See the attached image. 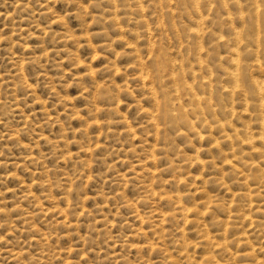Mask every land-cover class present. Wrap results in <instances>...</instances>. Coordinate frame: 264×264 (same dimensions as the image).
I'll return each mask as SVG.
<instances>
[{"label":"rangeland","instance_id":"374dc122","mask_svg":"<svg viewBox=\"0 0 264 264\" xmlns=\"http://www.w3.org/2000/svg\"><path fill=\"white\" fill-rule=\"evenodd\" d=\"M258 2L0 0V264H264Z\"/></svg>","mask_w":264,"mask_h":264},{"label":"bare ground","instance_id":"6f19581e","mask_svg":"<svg viewBox=\"0 0 264 264\" xmlns=\"http://www.w3.org/2000/svg\"><path fill=\"white\" fill-rule=\"evenodd\" d=\"M235 1V0H234ZM252 2H256L257 1V3H259L258 1L259 0H251ZM238 2V1H237ZM256 4V3H255ZM225 5V4H224ZM239 6V5H238ZM253 6V5H252ZM255 10L257 11V12H260V11H263L264 12V8L262 9L261 8V4L260 5H255ZM199 11V10H198ZM200 12V11H199ZM199 14V13H198ZM247 15V14H246ZM256 14H254V16H255ZM261 15V14H260ZM199 16H203L202 15V13H200L199 14ZM261 17V16H260ZM254 18V17H253ZM258 30V29H257ZM256 31V30H255ZM262 32V31H261ZM237 34H238V36L239 37H241V33L240 32H237ZM251 34V33H250ZM263 34V33H262ZM250 36V35H249ZM259 36V35H258ZM245 37V36H244ZM248 37V36H247ZM251 37V36H250ZM261 37V36H260ZM259 37V38H260ZM220 38V37H219ZM262 38V37H261ZM252 39V38H251ZM255 39V38H254ZM250 40V39H249ZM241 41H242V38H241ZM255 42H257V41H255ZM243 43V42H242ZM247 43V42H246ZM246 43H244V45L246 44ZM260 44V43H259ZM255 45V44H254ZM245 46H247V45H245ZM256 46V45H255ZM245 48V47H244ZM256 49V48H255ZM247 50H250V51H252V53H254V55L256 56V58H257V61H256V66L255 67H258L259 69H260V71L262 72V73H264V64L263 63H261L260 61H259V56L260 55H263L264 56V48H260V46L259 47H257V49L256 50H254V49H248V46H247ZM246 52H248V51H246ZM246 52H245V54H246ZM230 54H231V57H230V55H229V57L233 60V62H232V65H231V67H232V70H234L235 71V73L234 74H231V73H228V71H227V75L229 76V77H231L232 78V76L235 78V80L236 81H238V78H237V76H238V73L243 69V67L244 66H242V58L244 57V56H242V50H240V48H231L230 49V52H229ZM244 54V53H243ZM248 54V53H247ZM250 55H251V52L249 53ZM255 56H254V58H255ZM229 58V59H230ZM262 58V57H261ZM260 58V59H261ZM244 59V58H243ZM253 60V59H252ZM251 65V64H250ZM229 67V66H228ZM220 68V67H219ZM250 69V68H249ZM243 71V70H242ZM250 75V74H249ZM234 80V79H233ZM244 81V80H243ZM263 81H264V79H263ZM205 84H210L211 83V80L210 79H205ZM217 83V82H216ZM245 83V82H244ZM243 83V84H244ZM212 84V83H211ZM221 84V83H220ZM232 85V84H231ZM211 86V85H210ZM221 87V86H220ZM225 87H227V86H225ZM254 87V86H253ZM261 87V86H260ZM228 88H230L229 86H228ZM241 87L237 84V83H235L234 84V86L232 87V91L233 92H235V91H239V89H240ZM247 88H249V87H247ZM229 90V89H228ZM247 90V89H246ZM249 90V89H248ZM192 91V90H191ZM231 91V90H230ZM241 91V90H240ZM261 91V90H260ZM191 93V92H190ZM194 93V92H193ZM250 93V92H249ZM237 95V94H236ZM246 95V94H245ZM243 98V97H242ZM244 99V98H243ZM211 106V105H210ZM225 108V107H224ZM197 109V108H196ZM219 110V109H218ZM197 111H198V109H197ZM195 113V112H194ZM228 114V113H227ZM210 115V114H209ZM234 115V114H233ZM182 116V115H181ZM178 117H180L179 115H178ZM183 117V116H182ZM260 117V116H259ZM175 118V117H174ZM180 119V118H179ZM225 119V118H224ZM174 121V120H173ZM185 121V120H184ZM185 122H187V121H185ZM220 122V121H219ZM228 122V121H227ZM203 123V122H202ZM187 124V123H186ZM209 124V123H208ZM220 124H222L221 122H220ZM203 125V124H202ZM219 125V124H218ZM259 125V124H258ZM207 126V125H206ZM205 126V127H206ZM211 127V126H210ZM220 127H221V125H220ZM262 129V128H261ZM246 130V129H245ZM212 134V133H211ZM251 134V133H250ZM252 138V137H251ZM259 138L260 139H262L263 141H264V134L263 133H261L260 132V135H259ZM248 140V139H247ZM253 140V139H252ZM216 141V140H215ZM232 144V143H231ZM254 144V143H253ZM236 149V148H235ZM263 155H264V153H263ZM198 161V160H197ZM198 162H200V161H198ZM234 165V164H233ZM236 166V165H235Z\"/></svg>","mask_w":264,"mask_h":264}]
</instances>
